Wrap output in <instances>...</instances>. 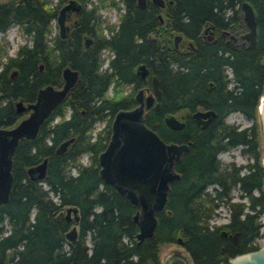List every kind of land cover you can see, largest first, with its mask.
Masks as SVG:
<instances>
[{
	"label": "trees",
	"instance_id": "1",
	"mask_svg": "<svg viewBox=\"0 0 264 264\" xmlns=\"http://www.w3.org/2000/svg\"><path fill=\"white\" fill-rule=\"evenodd\" d=\"M63 1L0 2V31L16 23L28 39L17 45L14 55H8L6 44L0 43V126L17 120L14 100H32L36 89L44 83L58 85L62 66L79 72L76 84L41 122L36 134L21 137L14 149L9 198L0 203V264H160L158 245L175 241L177 236L193 264H221L237 252L256 248V239L264 229L258 218L264 213V189L255 120L257 98L264 83V0H165L162 22L150 3L139 7L135 0H78L84 7V20L65 39H59L50 35V27ZM241 1L249 2L255 12V44L247 48L223 42L220 56L201 54L197 33L203 22L210 21L216 28L230 29L236 35L244 31ZM106 5L122 11L117 24L105 25L109 36L102 34L96 12L98 6ZM83 33L95 40L89 49L81 47ZM176 33L191 40L196 50L189 48L187 54H179L171 42ZM101 48L112 54L107 72L97 70L102 63ZM174 61L182 68L171 67ZM138 62H144L159 79L160 111L146 118V123L163 140L167 136L161 113L169 108L209 107L218 116L237 111L250 117L252 125L249 132L246 127H231L222 136L226 137L225 142L221 138L214 141L209 132L197 134L190 127L188 150L175 163L179 178L171 182L165 205L171 214L158 211L152 234L136 243L132 238L136 225L130 219L134 206L112 188L98 187L95 155L103 144L71 145L63 155L55 154L53 148L63 137L82 132L81 128L106 111L112 115L117 107L130 102L116 99L120 95L117 86L122 79L132 77L133 66ZM39 63L42 70L38 69ZM224 64L230 71L227 79ZM11 69L16 70L13 76ZM228 80L233 83L229 89L225 87ZM110 83L111 96L106 93ZM67 107L71 113L69 120L45 127L55 114L63 116ZM234 144L246 145L242 152L250 154L252 160L244 165L228 162L223 166L215 152ZM83 151L90 154V162L79 166L77 175L72 176L66 168ZM44 156L47 166L43 185L29 179L25 168ZM209 183L211 193H206L204 189ZM233 187L238 198L244 197L246 202L231 199ZM70 204L78 208V232L74 240L67 241L64 231L68 221L57 214ZM218 204L226 206L228 221L210 224ZM222 229L236 231V241L223 235Z\"/></svg>",
	"mask_w": 264,
	"mask_h": 264
},
{
	"label": "water",
	"instance_id": "2",
	"mask_svg": "<svg viewBox=\"0 0 264 264\" xmlns=\"http://www.w3.org/2000/svg\"><path fill=\"white\" fill-rule=\"evenodd\" d=\"M153 3L162 6L164 0H151ZM142 5L144 0H136ZM242 20L246 30L241 34L247 40V47L255 42L256 21L255 12L247 1L240 2ZM80 4L76 0L64 2L55 16L58 33L61 37L67 29L64 23V13L67 9L78 10ZM180 34L173 35L176 41ZM87 41V40H86ZM40 66V64H39ZM141 76L146 71L144 64L136 66ZM16 73L12 69L10 74ZM62 83L54 86L50 83L39 86L34 94L33 100L22 102L18 99L14 102L16 111L27 110V114L19 118L10 126H0V203L9 198L13 181L11 173L12 155L21 137H33L44 118L64 98L67 90L76 79L77 73L69 66L61 70ZM152 94L145 96V105H148L153 98L158 99L160 90L155 75L151 76ZM134 98L138 104L127 109H118L114 112L108 140L102 150L97 154L98 177L105 184L110 185L116 192L123 195L131 205L138 208L130 216L131 221L136 225L134 233L137 242L143 237L152 234L155 227V211L162 208L166 200V193L169 189V181L179 177L174 169V163L179 159L181 153L188 148L185 142H166L152 128L144 123L142 89H138ZM158 106L156 100L154 107ZM212 115V109H196L191 113L198 122L206 115ZM256 116L260 133V147L263 153L261 166L263 170L262 181L264 184V83L262 91L258 95L256 103ZM163 122L171 128L180 127L183 122L173 114H165ZM203 125V124H202ZM72 138L61 141L55 148V153H60ZM47 157L26 167L25 172L29 179L41 180L46 174ZM66 219L73 222L64 231V238L71 241L76 237V225L78 222V210L75 205L64 206ZM225 234V231H223ZM236 232L232 235L234 236ZM176 242L181 243V238L176 237ZM162 264H188L185 252L178 248L170 249L161 258ZM229 264H264V229L259 237L258 246L237 252L227 258ZM77 264H88L81 262Z\"/></svg>",
	"mask_w": 264,
	"mask_h": 264
},
{
	"label": "flooded vegetation",
	"instance_id": "3",
	"mask_svg": "<svg viewBox=\"0 0 264 264\" xmlns=\"http://www.w3.org/2000/svg\"><path fill=\"white\" fill-rule=\"evenodd\" d=\"M67 0H64L62 3H60V5H59V7L56 9V13H55V16H56V14H57V12H58V9L60 8V6L64 3V2H66ZM79 4H80V8L78 9V10H72V9H67V10H65V13H64V23L66 24V26H67V29H66V31H65V35L63 36V37H61L60 35H59V33H58V27H57V24H55V26L57 27V33H52L51 31H50V35H56V37L57 38H59V39H65L69 34H71L72 33V31L74 30V28L76 27V25H78V24H80V20H81V22L84 20V19H82V15L83 14H85L84 13V7H83V5L78 1V0H76ZM89 2H90V0H89ZM169 2V1H168ZM147 3H150L151 5H153L154 7H156V11H157V14H156V16H157V18H158V21L159 22H162L163 21V17H162V15H161V13L163 14L164 13V10H165V7H166V1L164 0L163 1V5L162 6H159V5H157V4H155V3H153L151 0H144V3L142 4V5H139V4H137L136 3V0H135V4L137 5V6H139V7H144ZM170 3V2H169ZM89 5V4H88ZM89 7V6H88ZM112 7V6H111ZM240 7V6H239ZM100 8H105V6H98L97 7V9H96V12H98V9H100ZM113 8H115V7H113ZM116 9V8H115ZM241 10V9H240ZM116 11H117V18H116V24H117V21H118V16H119V11L120 12H122L121 11V9L120 10H118V9H116ZM228 13H229V11H227L226 13H225V15H228ZM97 15H98V18L99 19H101L102 17H101V15L99 14V13H97ZM71 16H73V20H71V22H68L67 20L71 17ZM101 17V18H100ZM242 17V16H241ZM81 18V19H80ZM54 20H55V17H54ZM103 22L101 21V23H100V25H99V27H101V29H104V33L102 32V34L103 35H106V36H109V32H108V30L106 29V27H105V25L104 24H107V23H104V24H102ZM245 25V24H244ZM246 30V26H245V29H244V31ZM243 31V32H244ZM242 32V33H243ZM256 32H257V29H256V31H255V41H256ZM242 33H239V34H234V33H232L231 31H230V29H227V28H216L215 26H214V24L212 23V22H210V21H207V22H203V24L201 25V28H200V30L198 31V33H197V35H198V40L200 41V45H199V49H200V53L202 54V52H204L205 54H207V53H211L212 55H218V56H220V46H221V43L223 44V42L224 43H226V44H229V43H235V44H242V45H245L246 47H247V40H245L243 37H241V34ZM179 34V33H178ZM174 35V34H173ZM173 35H172V39H171V42H172V46H173V48L175 47V48H178V51L180 52L179 54H182V53H185V54H187L188 53V49L189 48H193L194 49V44H193V42L191 41V40H189V39H186V38H184L181 34H180V36H179V38L176 40V41H174L173 40ZM92 36V35H91ZM89 34H87V33H83L82 35H81V44H82V49H89L90 47H92L94 44V42H95V40L93 39V37H91ZM87 40V41H86ZM152 40L154 41L155 39L154 38H152ZM254 44H255V42H254ZM253 44V45H254ZM252 45V46H253ZM252 46H250V47H252ZM250 47H247V48H250ZM194 50H196V49H194ZM106 52V53H105ZM226 53V52H225ZM225 53H224V55H225ZM100 56H101V58H102V63L97 67V70L98 71H103V70H105L106 69V72L107 71H109L110 69H107V63H108V59L109 58H111L112 57V54H110L109 53V51H107V50H105L104 48H101L100 49ZM177 59V58H176ZM176 61V60H175ZM174 61V63H173V65L171 66V67H175L176 66V68L177 69H181L182 67V65H178L176 62ZM39 64H40V66H39ZM38 64V69L39 70H42L43 69V67H42V64L41 63H39ZM138 64H144V67H145V69H146V71L144 72V75L143 76H141L140 75V73H138L137 72V69H136V66L138 65ZM64 66H66V65H64ZM64 66H62L61 67V69H60V83L58 84V85H54V86H60L61 85V83H62V76H61V70H62V68L64 67ZM68 66V65H67ZM70 67V66H69ZM223 67L225 68V71H226V73H227V76H226V79L227 78H230V71H229V67H228V65L227 64H224L223 65ZM71 69H74L75 71H76V73H77V76H76V79H75V81L73 82V84L69 87V89L67 90V92H66V94H65V96H64V98L66 97V95L68 94V92L72 89V87L76 84V82L78 81V79H79V72H78V70H76L75 68H72V67H70ZM11 75V74H10ZM14 75V74H13ZM13 75H11V76H13ZM152 75H155L156 76V74L154 73V72H152L151 70H149V68L146 66V64L144 63V62H138V63H136L134 66H133V69H132V77H126L125 79H122V81H120L119 82V85L117 86V90H119L120 91V95L119 96H117L116 97V99H118V101L119 100H121V99H123V100H127V99H129L130 100V102H128L127 103V105H125V106H119V107H117L115 110H114V112L115 111H117L118 109H127V108H131V107H133V106H135V105H137L138 104V101L134 98V95L136 94V92H137V90L138 89H142V101H143V118H144V123H145V125H147V123H146V118H152V116H153V113L154 112H156V111H160V99H161V95H162V90H161V87H160V83H159V79H158V77L156 76V78H157V80H158V88H159V90H160V95H159V98L158 99H155V98H153L152 100H151V102L148 104V105H145V96L146 95H149V94H152V89H151V76ZM44 84H47V83H44ZM44 84H42V85H44ZM51 84V83H50ZM226 85H225V87L226 88H231L232 86H233V83L230 81V80H228V81H226V83H225ZM42 85H40V86H42ZM53 85V84H52ZM208 85L211 87V89H213L214 88V86H213V84L209 81L208 82ZM124 86H128V90H125L124 89ZM213 86V87H212ZM106 93H107V95H112V83H110L109 85H108V87H107V91H106ZM64 98L62 99V100H64ZM16 100H18V99H16ZM16 100H14L13 101V107H14V110H15V112H17L19 115H18V118H17V120L19 119V118H21V117H23V116H25L26 114H27V110H21V111H16V109H15V104H14V102L16 101ZM33 100V99H32ZM62 100L58 103V105L62 102ZM122 100V101H123ZM156 100L158 101V106L157 107H154V104H155V102H156ZM31 101V100H30ZM22 102H24V103H26V102H29V101H23L22 100ZM57 105V106H58ZM55 109V108H54ZM53 109V110H54ZM196 109H199V110H205V109H212V108H209V107H200V106H196V107H194L193 109H187V108H179V109H177V110H172V109H170L169 108V110L168 111H166V112H162L161 113V117H162V122H163V117H164V115L165 114H168V113H170V114H173L178 120H180V121H182L183 122V124L180 126V127H178V128H171V127H168V126H166L165 125V123L163 122V130L165 131L164 133H165V135L167 136L166 138H164V141H166V142H176V143H179V142H185V143H187V145H189V140L190 139H188L187 138V136H188V132H190V127H194V132H196L197 134H199V132H203V133H205V132H209V134H212V137H214L213 138V140L214 141H217L218 140V138H221L220 140H222V141H224L225 142V140H227L226 139V137L224 136V138L222 137L224 134H225V132H230L231 131V127H235L236 129H243V128H245V127H237L235 124H233V123H231V122H227L226 121V116L230 113V112H233V111H226V112H224L223 114H221V115H219L218 116V114H217V112L214 110V109H212L213 110V114L212 115H206V116H204V118H202V122H198L194 117H192L191 116V113L193 112V111H195ZM52 110V111H53ZM114 112H113V114H114ZM237 112V111H236ZM51 113V112H50ZM49 113V114H50ZM80 113H84L83 112V110H80ZM240 113V112H239ZM48 114V115H49ZM113 114L112 115H109V113L106 111V113H105V115L104 116H102V117H100V118H95V119H93L92 121H91V123L89 124V126L87 125L86 126V128H84V129H82L81 128V130H82V132H79V133H72V134H70V135H67V136H65V137H63L62 139H60L56 144H55V146H54V148H53V151H54V153H55V148L57 147V145L61 142V141H63V140H65V139H67V138H69V137H71L72 139L68 142V144L65 146V149L63 150V151H61L60 153H55V154H57V155H63V153H65L69 148H70V146L71 145H75V144H87L88 143V145H94V144H96L97 142H99L100 144H103V147L100 149V150H102L103 148H104V146H105V144H106V142H107V140H108V137H109V132H110V123H111V119H112V116H113ZM242 114V113H241ZM47 115V116H48ZM243 115V114H242ZM46 116V117H47ZM70 116H71V113H70V108L69 107H67L66 108V111H65V113L63 114V116H61V115H59V114H55L50 120H48L47 122H46V125H45V127L46 126H49V127H52V125H54V124H57V123H62L63 121H61V120H69L70 119ZM45 117V118H46ZM44 118V119H45ZM62 118V119H61ZM248 119H250V124L248 125V126H246V128H247V131L249 132L250 131V129H249V126H251L252 125V119L250 118V117H247ZM17 120H15V122L17 121ZM255 120H256V113H255ZM14 122V123H15ZM155 122V121H154ZM13 123V124H14ZM98 123H101V126L100 127H98L95 131H93V129H94V127H95V125H97ZM222 123V124H221ZM203 124V125H202ZM12 125V124H11ZM223 125H224V128H223ZM10 126V125H9ZM148 126V125H147ZM148 127H150V126H148ZM151 128V127H150ZM154 130V129H153ZM256 130H257V128H256ZM155 131V130H154ZM156 132V131H155ZM157 133V132H156ZM158 134V133H157ZM163 139V138H162ZM48 141V140H47ZM236 146H240L241 147V149L240 150H242V148H244L245 146L244 145H242V144H234V145H232V146H229V147H223V148H221V149H218V150H216V152H215V157L219 160V161H221V159H220V156L223 154V153H225V152H228L229 150H231L232 148H234V147H236ZM99 150V151H100ZM188 150V148L185 150V151H183L182 153H181V155H180V157H179V159L176 161V162H178L179 160H180V158L182 157V155H183V153L184 152H186ZM98 151V152H99ZM98 152H97V154H98ZM82 154H86V162H82V160H81V158H80V156L82 155ZM97 154L95 155V159H96V166H97V171H98V164H97ZM248 154V153H247ZM252 159H250L249 161H246V162H244V163H238V164H234L232 161H230V162H232L234 165H244L245 163H247V162H250ZM89 162H90V154L89 153H86V151H83V152H81L80 153V155L78 156V159H77V161L76 162H74V163H72L70 166H67V168L66 169H68V172L72 175V176H75V175H77V170H78V168H79V166H83V165H88L89 164ZM175 162V163H176ZM175 163H174V169H175ZM34 164V163H33ZM31 165V164H30ZM29 166V165H28ZM47 166V165H46ZM27 167V166H26ZM26 169V168H25ZM71 169H73L74 170V172L72 173L71 172ZM176 170V169H175ZM244 169H243V167H241L240 168V171L242 172ZM177 171V170H176ZM178 172V171H177ZM26 173V172H25ZM179 173V172H178ZM27 175V174H26ZM46 175V174H45ZM98 176V175H97ZM28 177V176H27ZM29 178V177H28ZM99 178V177H98ZM179 177H177V178H175V179H173V180H176V179H178ZM44 179V178H43ZM43 179H41V180H38V182H42L43 181ZM100 179V178H99ZM33 180H36V179H33ZM173 180H171V181H169V183H168V185H169V189L167 190V193H166V200H165V203H164V205L162 206V208L161 209H159V210H157V211H155V224H156V221H157V219H156V213L158 212V211H161V212H163V213H165L166 215H170L171 214V212H170V209L169 208H167V207H165V205H166V201H167V199H168V195H169V192H170V190H171V182L173 181ZM42 184L44 185V182H42ZM103 185H106L107 187H110V188H112L110 185H108V184H105L104 182H102V180L100 179V183H99V188H101ZM210 183L209 184H207L206 186H205V189H204V192H206V193H211V191L209 190V188H210ZM234 188L235 187H233V188H231V190L230 191H232V190H234ZM214 190V189H213ZM235 190H237L236 188H235ZM112 191L113 192H115L117 195H119V196H122V197H124L123 195H121V194H119L118 192H116L113 188H112ZM213 194V193H212ZM230 195H232L231 194V192L229 193ZM237 196H238V191H237ZM125 198V197H124ZM127 201V200H126ZM223 205V204H222ZM134 206V209H133V211L131 212V214H130V216L135 212V210H137V208H138V206L137 205H133ZM62 209H64V207H62L60 210H58V214H57V216H62L66 221H68V226H70L73 222L70 220V218L69 219H66L65 218V215H64V213H62L63 211H62ZM215 209V208H214ZM77 210H78V208H77ZM228 211V210H227ZM213 216V215H212ZM211 219V218H210ZM210 219H209V221H210ZM228 221V217H227V220H226V222ZM225 222V223H226ZM210 223V222H209ZM215 222H211L210 224H214ZM68 226H67V228L66 229H68ZM77 227H78V224H77ZM155 228V227H154ZM136 230H137V227H136ZM136 230H135V232H136ZM154 230V229H153ZM223 231H225V234L223 233ZM77 232H78V230H77ZM77 232H76V236H77ZM134 232V233H135ZM234 232H236V231H232V232H227L226 230H221V233L223 234V235H227V236H229V238L231 239V241L232 242H235L236 241V238H237V232H236V234L233 236L232 234L234 233ZM134 233L132 234V238L134 239V241L136 242V243H139L140 241H142V239L143 238H145V237H143L139 242H137V239L135 238V236H134ZM76 238V237H75ZM74 238V239H75ZM73 239V240H74ZM124 239H126V237H124ZM169 242H176V239H175V241H169ZM169 242H164V243H169ZM177 243V242H176ZM177 244H179V245H181L182 246V248H183V251L185 252V254L187 255V258H188V264H193V260H192V257H191V255H190V253H189V251L183 246V244L182 243H177ZM166 254V253H165ZM164 256V255H163ZM162 256V257H163ZM158 259H159V257H158ZM162 262V261H161ZM159 263H160V260H159ZM161 264V263H160ZM221 264H228V261H226V262H222Z\"/></svg>",
	"mask_w": 264,
	"mask_h": 264
},
{
	"label": "rangeland",
	"instance_id": "4",
	"mask_svg": "<svg viewBox=\"0 0 264 264\" xmlns=\"http://www.w3.org/2000/svg\"><path fill=\"white\" fill-rule=\"evenodd\" d=\"M7 0H0V2H4ZM54 1V0H52ZM52 4V3H50ZM101 15V21L104 23H115L116 22V18H117V11L115 8L111 7V6H105V8H100L98 9V12ZM162 17L164 16L161 13ZM71 20H73V16H71L67 21L71 22ZM101 23V22H100ZM56 22L53 19V21H51V32L57 33V27L55 26ZM106 25V24H104ZM102 32L104 33V29H102ZM27 36L22 33L20 27L18 26V24L16 23H11L5 30L0 31V43L6 44V51L8 55H14L15 51L17 49V45L24 43L25 41H27ZM106 53V52H105ZM262 60L264 61V57L262 58ZM12 70V69H11ZM125 90H128V86H124ZM226 121L227 122H231L233 124H235L237 127H246L250 124V119H248L247 117H245L244 115H242L239 112L233 111L230 112L227 116H226ZM256 125H257V141H258V158H259V163L261 164V158L263 156L261 147H260V133H259V127H258V120H257V116H256ZM101 126V123H98L97 125H95L93 131H95L98 127ZM241 147L240 146H236L234 148H232L231 150H229L228 152L223 153L220 156L221 159V164L224 166L226 165L228 162L232 161L234 164H238V163H244L246 161H249L251 159L250 154H247L246 152H242V150H240ZM82 162H86V154H82L80 156ZM71 172L73 173L74 170L71 169ZM262 189H264V184L262 185ZM209 190L211 191V189L209 188ZM231 192V199L232 200H242L244 202H246V199L243 198H238L237 196V190H232ZM254 193H257L256 191H254ZM62 213H64V209H62ZM213 216H211L210 219V223L211 222H215V224H221V223H225L228 217V211L225 205L222 204H218L214 211H213ZM259 220L260 222L263 224L264 223V213L259 215ZM6 228L8 227L7 224L4 225ZM69 228V226H68ZM76 230H78V227L76 225ZM257 242H259V238L256 239ZM86 243L89 244V239L88 237H86ZM172 248H178L183 250L182 246L177 244L176 242H169V243H161L158 245V257L161 262V258L162 256L167 253L170 249ZM229 264V263H228Z\"/></svg>",
	"mask_w": 264,
	"mask_h": 264
}]
</instances>
